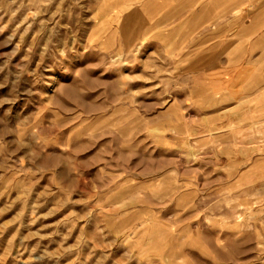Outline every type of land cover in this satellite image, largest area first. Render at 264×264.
Listing matches in <instances>:
<instances>
[{"label": "rangeland", "instance_id": "obj_1", "mask_svg": "<svg viewBox=\"0 0 264 264\" xmlns=\"http://www.w3.org/2000/svg\"><path fill=\"white\" fill-rule=\"evenodd\" d=\"M102 1L0 0V264H264V88L181 19L116 45ZM250 1L221 66L264 65Z\"/></svg>", "mask_w": 264, "mask_h": 264}, {"label": "crops", "instance_id": "obj_2", "mask_svg": "<svg viewBox=\"0 0 264 264\" xmlns=\"http://www.w3.org/2000/svg\"><path fill=\"white\" fill-rule=\"evenodd\" d=\"M250 2V0H103L101 20L106 25L112 23L111 28L116 27L110 35V39L115 40L116 45L128 47L136 41L142 31L154 27H168L181 19L183 27L187 26L188 28L191 25L192 28L197 29V33L202 32V39L198 40L197 47H211L207 50L209 54L207 63L200 64L204 55L197 58L198 70L204 71L205 68H213L215 72L219 71L222 75H231V78L232 73L236 71V79L239 84L248 76L257 77L259 80L256 78V83L251 84V93H255L258 89L264 88V65H258V59H250L243 63L240 60L234 68L226 60V65L221 66V45L220 43L215 44L214 39L216 35L220 34L216 25L222 19L229 18L231 13L236 10L237 4L243 5L245 10L246 5ZM256 24L250 22L244 26V30H250L251 35L263 33L264 24L255 27ZM261 40H264V33ZM212 42L213 44H209ZM254 44L248 45L246 51H256L263 55L264 47H258L257 42ZM222 47H230V45L225 44ZM216 68L219 69L216 70ZM220 82L226 85L224 89L227 91L230 89L229 79Z\"/></svg>", "mask_w": 264, "mask_h": 264}]
</instances>
